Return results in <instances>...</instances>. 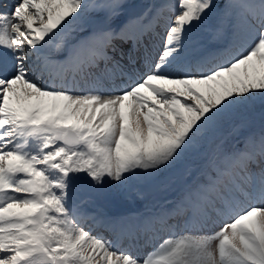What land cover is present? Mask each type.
<instances>
[{
  "label": "rangeland",
  "instance_id": "374dc122",
  "mask_svg": "<svg viewBox=\"0 0 264 264\" xmlns=\"http://www.w3.org/2000/svg\"><path fill=\"white\" fill-rule=\"evenodd\" d=\"M248 1L111 0L102 6L95 0H34L32 9L43 5L42 40L60 41L64 54L69 45L82 42L89 26H114L130 17L135 4L154 5L159 12L154 44L159 47L152 58L155 70L161 71L148 70L143 80L127 86L137 83L123 94L122 102L109 95L112 101L105 105L103 88L83 95L78 87L99 62L92 56L93 48L83 44L66 67L70 74L65 92L53 96L39 89L43 95L30 101L27 97L35 95L38 87L24 95L19 86L14 94L5 85L7 96L0 90V126L7 127L4 146L8 147V151L0 147V167L6 170L8 162L15 168L21 159L35 166L38 180L34 183L33 178L17 174L13 190L4 185V190L12 191L0 190V229L4 228L0 264H264V154L259 164L253 156L261 154L255 145L264 143V121L254 118L234 127L228 120L244 108L264 110V13L257 5H264V0H256L253 8ZM6 10L3 16L9 15ZM249 12L253 16L248 18ZM48 25L66 29L56 36ZM215 27L221 29L213 37L216 53L203 60ZM117 30L98 33L91 41ZM230 33L237 39H230ZM0 39L1 66L18 70L15 63L7 62L10 37L0 30ZM42 40L39 46L44 51ZM227 41L233 45L221 46ZM125 49L130 53L131 47ZM167 69L172 74L165 73ZM127 75L136 80V73L127 71ZM18 125L33 131L13 141L19 136ZM64 125L82 139L79 149L69 151L58 141L57 128ZM220 146L224 149L206 163V170L200 168L206 150ZM185 148L187 154L177 153H185ZM34 156L39 162L33 161ZM228 171L240 172L237 179L242 187L253 188L248 197L233 184V195H239L238 199L230 195L239 204L235 214L229 209L224 214L216 210L204 214L199 203L182 209L181 223L176 214L172 225L167 224L180 200L212 193ZM84 186L102 206L85 197ZM118 210L126 215L119 216ZM99 215L107 228L101 229L98 221L87 222ZM162 216H167L164 224ZM204 216L209 222L201 221ZM88 226L96 231L89 232ZM99 230L113 243L96 236Z\"/></svg>",
  "mask_w": 264,
  "mask_h": 264
},
{
  "label": "bare ground",
  "instance_id": "6f19581e",
  "mask_svg": "<svg viewBox=\"0 0 264 264\" xmlns=\"http://www.w3.org/2000/svg\"><path fill=\"white\" fill-rule=\"evenodd\" d=\"M49 1V0H48ZM56 2H59V0H54ZM34 2V0H2V4L0 10L4 9V7L6 6L8 9V5H11V9L10 10V14L4 16V18H1L0 15V24L2 25V28L5 32V35H7L8 37H10V41L8 43V46L11 50V55L13 56L14 59L15 56L17 54H20L22 52V49L16 46V42L17 41H22V38L19 37L16 33H14L13 29L16 26L19 27H24L25 24L23 23L24 19H30L33 23H36L38 25H40L39 20H41V14H43V5L39 6L38 4H36L38 7V9H32L30 7V5H32ZM51 2V1H50ZM45 3V1H44ZM46 6V5H45ZM147 10L143 13V14H137L136 12L133 13L130 17V20L128 21V23L125 25V29L127 30V36L125 35L126 39H122L121 41H123V45H131L132 46V53L133 55H131V53H126V50L123 49L121 47V51L118 50V48H116L117 52H120L117 57V60H114V57L111 58L109 60L108 63H112L113 68H114V72L116 73V75H120L119 77H116L114 80H109L110 77V72L109 75L108 74H103V76L101 77L102 79L99 80L98 82V86L96 88H88L87 84H89L91 81L96 80V77L94 76H88V77H84L83 81H82V85H81V93L84 95L87 94H94V92L96 90L103 88V90H105V92L107 93L106 96H103L102 98V102L106 105L109 100L112 101V99H110L109 95L111 97H115L117 96V99H115L114 101H117V103L119 104V102L122 100V98H124V93H126L127 91H129L133 86H135L137 83H139L141 80L144 79V77L138 76L136 81H133L132 79H129L130 83L133 82H137L135 85H133L130 88H127V86H120V87H116L114 88L112 91L111 89L108 88V85L110 84V82L112 81H117L120 80L119 78L123 77L124 75L120 74V71L124 70L127 67H132V61L135 59H139L141 57L140 54L142 52L140 44L142 46H146L145 48V52H152L154 53V40L157 39L159 37V35L156 33L157 29H158V23H157V19H158V9L154 6V5H147ZM49 8V7H48ZM66 9H71V6H67L64 7ZM63 8V9H64ZM77 9V8H76ZM64 11V10H63ZM4 13V11H2ZM148 12V13H147ZM66 13V12H65ZM148 14V15H147ZM3 22V23H1ZM69 28L71 27V25L69 26V24L67 25ZM48 29V31H50L52 34L58 36L57 34L59 32H61L62 30H55L53 29V27L50 25H48L46 27ZM152 30V32H148V30ZM145 34V35H144ZM154 36V40L151 41V37ZM108 36L106 35H102L97 39V44L99 47H102L104 49H110V41H108ZM2 39H0L1 41ZM43 45H45L47 48L44 50V54H46L47 56L51 57V58H56L58 56H60L63 53V50L60 46V41L56 40V41H51L50 39H48L46 42L43 43ZM126 48V47H124ZM28 52V50L26 51ZM127 56H128V60H127ZM134 57V58H132ZM132 58V61H131ZM142 59V58H141ZM140 64V62H137ZM103 67V61L100 60L99 58V62H97L95 64L94 67H92L90 69V72H99ZM152 70L154 71V74H157L158 72H160L161 70L158 69L157 71L154 70V68H152ZM164 71V70H163ZM108 71H106L107 73ZM165 72V71H164ZM168 74H172L171 70H168L165 72ZM135 80V79H134ZM31 82H34V78L31 76H28L26 74H24L23 72H21L20 70L12 72V71H5L1 65H0V90L3 93L4 96L8 95V92H6V90H4L5 85H10L13 90H14V94L17 91L16 87L19 86L20 88V93H25L26 91H30V90H35V83H33L34 85H32ZM9 86V87H10ZM10 87V89H11ZM18 88V90H19ZM31 92V91H30ZM111 93H114L115 95H111ZM7 94V95H6ZM12 94V95H14ZM24 95V94H23ZM30 97V96H29ZM27 97V98H29ZM122 102V101H121ZM110 103V102H109ZM104 105V106H105ZM1 132V129H0ZM4 140L3 136H0V142ZM91 219L93 220V217H91Z\"/></svg>",
  "mask_w": 264,
  "mask_h": 264
},
{
  "label": "trees",
  "instance_id": "16d2710c",
  "mask_svg": "<svg viewBox=\"0 0 264 264\" xmlns=\"http://www.w3.org/2000/svg\"><path fill=\"white\" fill-rule=\"evenodd\" d=\"M254 118H256V119L260 118L258 122H263L264 121V110L259 109V108H254V107H248L247 109L244 108V112L243 113H239L238 112L237 116L231 117L228 120L235 127L236 125L244 124L243 122L253 121ZM244 131L245 132H249V131H247V129H245ZM251 131H253V129ZM194 145H197V147H198L197 143L194 144ZM234 145H235V143H234ZM204 149L205 148L203 147L202 148L203 152H204ZM222 149H224L222 146H220L218 149H216V148L207 149L206 153L208 155L206 157H203L202 159L199 160L200 165H202V164L204 165L206 163V161L212 160L214 157H216L217 153L222 151Z\"/></svg>",
  "mask_w": 264,
  "mask_h": 264
},
{
  "label": "water",
  "instance_id": "95a60500",
  "mask_svg": "<svg viewBox=\"0 0 264 264\" xmlns=\"http://www.w3.org/2000/svg\"><path fill=\"white\" fill-rule=\"evenodd\" d=\"M141 10L142 9L139 8V12ZM70 133H71L72 136H75V138H76V142L74 144H71L70 141H69L68 137H69ZM59 137H60L61 141L68 146L69 149H73V148L79 147L80 144H81L80 139L78 137H76L75 131L73 129H71L70 127L60 128Z\"/></svg>",
  "mask_w": 264,
  "mask_h": 264
}]
</instances>
